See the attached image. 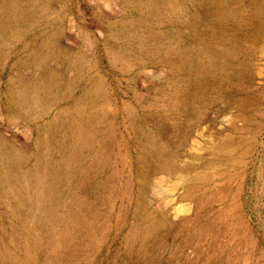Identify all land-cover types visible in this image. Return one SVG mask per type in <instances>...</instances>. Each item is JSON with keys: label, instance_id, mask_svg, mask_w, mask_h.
<instances>
[{"label": "rangeland", "instance_id": "rangeland-1", "mask_svg": "<svg viewBox=\"0 0 264 264\" xmlns=\"http://www.w3.org/2000/svg\"><path fill=\"white\" fill-rule=\"evenodd\" d=\"M263 18L0 0V264H264Z\"/></svg>", "mask_w": 264, "mask_h": 264}, {"label": "bare ground", "instance_id": "bare-ground-1", "mask_svg": "<svg viewBox=\"0 0 264 264\" xmlns=\"http://www.w3.org/2000/svg\"><path fill=\"white\" fill-rule=\"evenodd\" d=\"M205 2V1H204ZM228 2V1H227ZM222 4H224V3H222ZM222 4H219V5H222ZM227 5H229V4H227ZM226 6V5H225ZM228 7H230V6H228ZM223 8V7H222ZM226 9V8H225ZM229 11H221L220 13H223V17H225V18H227V19H229V18H232V17H234V16H236V14L234 13V12H236L235 11V8L233 7L231 10L230 9H228ZM264 19V18H263ZM244 20V19H243ZM229 22V21H228ZM222 23H227V20H226V22L224 21V22H222ZM182 24V23H181ZM228 24V23H227ZM227 24L226 25H220V26H218L217 28H216V30H214L213 31V34H212V36H213V38H215V42L216 41H218V47L217 46H213V44H215V42L213 43V44H209V43H206L205 44V52H206V55H207V58H208V60H209V63H210V65L212 66V67H215V66H217L218 65V63H220L221 61H223L224 59H223V53H225V52H227V51H229V47H228V45L229 44H227V43H225L226 41H225V39L228 37V35H227V37L226 36H224L225 35V31L226 30H228L226 27H228L227 26ZM240 25H241V23H240ZM232 28H233V26H231ZM230 27V28H231ZM233 29H235V27L233 28ZM230 30V29H229ZM238 30V29H237ZM233 31V30H232ZM231 31V32H232ZM235 32H237V31H235ZM235 32L233 31V33L235 34ZM240 32V31H239ZM233 34V35H234ZM239 34V33H238ZM237 34V35H238ZM240 34H241V32H240ZM232 35V36H233ZM218 36V37H217ZM230 36V35H229ZM232 36H231V39H232ZM236 36V35H235ZM238 38L240 37V36H237ZM245 37V36H244ZM213 38L211 39V41L210 42H212L213 41ZM230 39V38H229ZM227 40V39H226ZM243 41H244V38L242 39ZM201 41V40H200ZM203 41V40H202ZM233 41V40H232ZM238 41V40H237ZM240 41V40H239ZM227 42H228V40H227ZM233 42H235V40L233 41ZM241 42V41H240ZM232 44V43H231ZM242 45V44H241ZM247 45V44H246ZM248 46V45H247ZM217 47V48H216ZM231 47V46H230ZM239 47V46H238ZM234 48V47H233ZM236 48V47H235ZM241 50H242V48H240ZM244 49V48H243ZM230 50H233L232 48L230 49ZM240 50V51H241ZM237 51V50H236ZM239 51V52H240ZM229 52H231V51H229ZM245 52V51H244ZM228 53V52H227ZM233 54V53H232ZM234 55H236V52L234 53ZM239 55V54H238ZM228 56V55H227ZM232 56V55H231ZM232 58V57H231ZM170 59V58H169ZM234 59V58H233ZM166 60V59H165ZM226 60V59H225ZM230 60V59H229ZM232 60V59H231ZM236 60V59H235ZM226 61H228V60H226ZM225 62V61H224ZM231 62V61H230ZM225 64V63H224ZM228 64H229V62H228ZM227 64V65H228ZM233 65V64H232ZM222 66V65H221ZM219 67V66H218ZM221 68V67H220ZM227 69V68H226ZM231 70V69H230ZM232 71V70H231Z\"/></svg>", "mask_w": 264, "mask_h": 264}]
</instances>
